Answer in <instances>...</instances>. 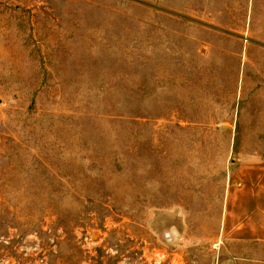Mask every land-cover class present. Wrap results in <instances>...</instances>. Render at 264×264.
<instances>
[{
  "label": "rangeland",
  "instance_id": "374dc122",
  "mask_svg": "<svg viewBox=\"0 0 264 264\" xmlns=\"http://www.w3.org/2000/svg\"><path fill=\"white\" fill-rule=\"evenodd\" d=\"M0 264H264V0H0Z\"/></svg>",
  "mask_w": 264,
  "mask_h": 264
}]
</instances>
